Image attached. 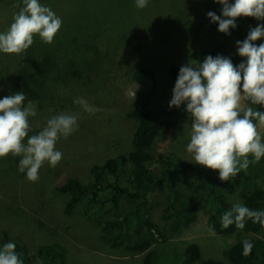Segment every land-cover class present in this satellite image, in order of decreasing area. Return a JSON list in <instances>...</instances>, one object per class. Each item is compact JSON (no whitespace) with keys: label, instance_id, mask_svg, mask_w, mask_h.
I'll return each instance as SVG.
<instances>
[{"label":"rangeland","instance_id":"rangeland-1","mask_svg":"<svg viewBox=\"0 0 264 264\" xmlns=\"http://www.w3.org/2000/svg\"><path fill=\"white\" fill-rule=\"evenodd\" d=\"M41 3L62 19V27L51 44L37 36L33 45L19 55L0 53V99L23 92V88L20 90L13 83L15 78L20 81L18 76L26 77L29 86L25 96L32 98L37 110V116L30 118L29 135L37 134L47 119L60 113L78 115L79 126L67 139L57 142L62 160L54 168L45 162L36 182L27 180L18 171L20 157L9 155L0 159V245L6 235L7 242L21 243L32 264L39 257L40 248L48 243L64 248L67 264H143V255H132L105 243L99 227L84 213L83 207H78L71 217L64 216L69 197L57 192L56 187L69 179L88 182L92 179L93 165L132 149L137 122L129 118L128 112L144 99L149 85L135 80V71L147 68L156 73L158 89L150 109H161L172 98L173 66L181 68L192 60L193 52L210 50L219 43H227L238 51L239 40L213 26L207 13L220 15L222 7L214 0H149L144 9H138L135 0H41ZM22 7V0H0V32L10 27ZM236 23L247 35L254 28L248 17H239ZM254 43H264V38ZM62 44L68 48L60 53H45ZM43 53L49 68L42 82L37 83L39 79L24 75L22 61L32 57L36 63L42 60ZM78 97L85 98L94 111L84 112L74 104ZM242 103L251 106L248 101ZM190 124L191 120L173 130L167 141L158 140L155 153L193 162L186 151ZM258 131L264 138V128ZM158 192L149 216L163 225L161 214L169 196L166 190ZM231 202L237 203V199ZM214 211L210 202L199 208L197 220L190 227L179 234L169 233L170 242L157 249L159 264H176L177 254H182L190 244L200 246L204 260L232 264L226 249L239 240L263 239L264 232L235 233L230 237L213 234L208 220Z\"/></svg>","mask_w":264,"mask_h":264},{"label":"trees","instance_id":"trees-1","mask_svg":"<svg viewBox=\"0 0 264 264\" xmlns=\"http://www.w3.org/2000/svg\"><path fill=\"white\" fill-rule=\"evenodd\" d=\"M248 22L252 27L264 23L253 17H248ZM213 26L218 29L217 24L213 23ZM230 31L239 41L247 37L241 25L237 24V28ZM65 48L68 45L62 44L45 53H60ZM45 53L41 55L42 60L36 63L32 57L22 61L24 75L32 76L36 81L39 79L37 83L42 82L44 72L49 68L44 61ZM208 55L230 57L234 65H239L245 59L227 43H219L210 50L193 52L191 59L203 61ZM179 69L175 66L171 68L173 85ZM17 78L20 81L15 78L14 86L20 90L23 88L26 95L29 86L26 77ZM133 78L149 84L144 99L128 112L129 118L137 122L133 147L127 153L93 165L90 181L69 179L64 185L56 187L57 192L69 197L63 210L64 216L71 217L78 207H83L84 213L99 227L100 237L105 243L113 249L143 255V264H159L157 249L170 242L169 233L179 234L190 227L197 220L199 208H204L210 202L215 211L208 220V228L213 234L230 237L235 233L257 235L264 232V228L251 220L246 221L244 229L236 228L235 224L224 229L220 223L224 212L231 209L233 199L250 209L264 210V159L250 165L247 171H242L234 179L221 181L218 178L219 170L208 169L195 161L174 155L156 154L157 141H167L170 133L183 126L190 117L184 105L170 108L167 104L161 109H150L152 97L158 89L153 70L139 69ZM28 99L32 100L26 98L25 102ZM163 190L167 191L169 201L161 214V225L152 220L149 212L157 192ZM7 241L6 235L2 245ZM252 242L254 247L248 257L242 255L241 240L226 249L232 264H264V237ZM16 251L24 264H32L28 250L21 243H16ZM39 257L44 259L45 264H67L66 251L57 244H44L39 250ZM175 258L176 264H225L202 259V249L198 244H190ZM180 258L181 262H178Z\"/></svg>","mask_w":264,"mask_h":264},{"label":"clouds","instance_id":"clouds-1","mask_svg":"<svg viewBox=\"0 0 264 264\" xmlns=\"http://www.w3.org/2000/svg\"><path fill=\"white\" fill-rule=\"evenodd\" d=\"M23 7L14 15L10 27L0 32V53L21 54L29 49L34 38L51 44L62 27V19L41 0H22ZM221 5L220 15L210 11L208 18L218 25V31L231 35L239 17H253L264 21V0H214ZM149 0H135L138 9L148 6ZM264 23L251 28L243 41H237L240 57L234 65L230 57L208 55L203 61L191 60L179 69L173 88L170 108L186 106L191 124L187 153L195 163L208 169L219 170L221 181H230L250 165L264 159V138L258 131L264 128ZM26 101L20 91L0 99V159L9 155L20 157L18 171L27 180L36 182L45 162L56 167L63 153L57 142L67 139L78 129V115L60 113L47 119L37 134L31 131L30 118L37 116L36 105ZM242 101L252 106L245 107ZM84 112L94 109L83 97L74 99ZM247 220L264 228V210H253L234 203L221 217V227L235 224L244 229ZM242 255L252 254L251 240L242 241ZM227 252V251H226ZM229 262V257L227 256ZM224 263V262H223ZM0 264H24L14 242L0 245ZM33 264H43L35 257Z\"/></svg>","mask_w":264,"mask_h":264}]
</instances>
